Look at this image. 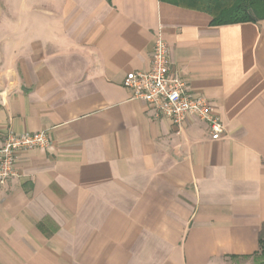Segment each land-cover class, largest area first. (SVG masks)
<instances>
[{
    "label": "crops",
    "instance_id": "0c3cea01",
    "mask_svg": "<svg viewBox=\"0 0 264 264\" xmlns=\"http://www.w3.org/2000/svg\"><path fill=\"white\" fill-rule=\"evenodd\" d=\"M181 0H0V264H251L264 233V18ZM158 38L225 135L132 99ZM254 264V262L252 263Z\"/></svg>",
    "mask_w": 264,
    "mask_h": 264
},
{
    "label": "built area",
    "instance_id": "2783aa9c",
    "mask_svg": "<svg viewBox=\"0 0 264 264\" xmlns=\"http://www.w3.org/2000/svg\"><path fill=\"white\" fill-rule=\"evenodd\" d=\"M169 46L158 38L151 54L150 67L145 71L128 73L123 85L131 91L132 99H143L155 110V118L170 120L181 126L190 116L207 121L213 139L225 135L221 116L203 96L191 93L185 79L171 73ZM51 146L47 131L16 134L9 132L0 145V187L15 174L19 153L30 149H46Z\"/></svg>",
    "mask_w": 264,
    "mask_h": 264
},
{
    "label": "trees",
    "instance_id": "16d2710c",
    "mask_svg": "<svg viewBox=\"0 0 264 264\" xmlns=\"http://www.w3.org/2000/svg\"><path fill=\"white\" fill-rule=\"evenodd\" d=\"M110 1V0H109ZM175 1V0H170ZM207 10L213 25L232 24L264 18V0H181ZM254 264H264V233L261 249L253 255Z\"/></svg>",
    "mask_w": 264,
    "mask_h": 264
},
{
    "label": "rangeland",
    "instance_id": "374dc122",
    "mask_svg": "<svg viewBox=\"0 0 264 264\" xmlns=\"http://www.w3.org/2000/svg\"><path fill=\"white\" fill-rule=\"evenodd\" d=\"M253 262H254V261H253ZM253 262H252V263H253ZM252 263H251V264H252Z\"/></svg>",
    "mask_w": 264,
    "mask_h": 264
}]
</instances>
